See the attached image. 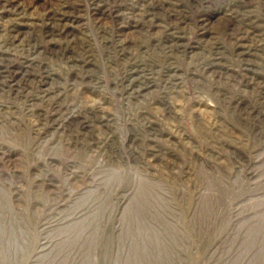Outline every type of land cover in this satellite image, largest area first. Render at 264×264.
<instances>
[{
    "label": "rangeland",
    "instance_id": "374dc122",
    "mask_svg": "<svg viewBox=\"0 0 264 264\" xmlns=\"http://www.w3.org/2000/svg\"><path fill=\"white\" fill-rule=\"evenodd\" d=\"M0 264H264V0H0Z\"/></svg>",
    "mask_w": 264,
    "mask_h": 264
},
{
    "label": "bare ground",
    "instance_id": "6f19581e",
    "mask_svg": "<svg viewBox=\"0 0 264 264\" xmlns=\"http://www.w3.org/2000/svg\"><path fill=\"white\" fill-rule=\"evenodd\" d=\"M56 23V22H55ZM15 36V35H14Z\"/></svg>",
    "mask_w": 264,
    "mask_h": 264
}]
</instances>
